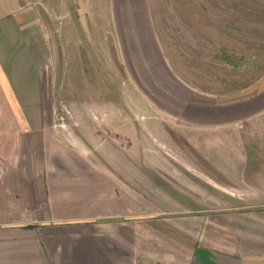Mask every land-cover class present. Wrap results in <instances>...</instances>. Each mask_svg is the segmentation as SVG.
I'll use <instances>...</instances> for the list:
<instances>
[{
  "label": "crops",
  "instance_id": "obj_1",
  "mask_svg": "<svg viewBox=\"0 0 264 264\" xmlns=\"http://www.w3.org/2000/svg\"><path fill=\"white\" fill-rule=\"evenodd\" d=\"M24 1L0 0V264H264V161L247 167L257 123L264 137V77L223 95L186 85L175 94L172 118L199 172L147 150L163 183L151 186L108 153L89 159L57 135L42 6ZM111 1L143 9L142 0ZM175 165L200 185L182 182ZM204 191L230 204L212 209Z\"/></svg>",
  "mask_w": 264,
  "mask_h": 264
},
{
  "label": "rangeland",
  "instance_id": "obj_2",
  "mask_svg": "<svg viewBox=\"0 0 264 264\" xmlns=\"http://www.w3.org/2000/svg\"><path fill=\"white\" fill-rule=\"evenodd\" d=\"M67 1L53 8L55 2L37 0L57 135L89 159L106 160L108 153L151 186L163 183L147 150L199 172L192 163L200 160L176 131L173 96L185 85L216 95L243 91L264 77V0H142L137 14L117 4L113 10L111 0ZM1 104L0 113L8 112ZM256 126L247 137L248 171L264 161L255 150L264 149L262 125ZM175 167L182 182L200 185ZM204 193L212 209L230 204Z\"/></svg>",
  "mask_w": 264,
  "mask_h": 264
}]
</instances>
